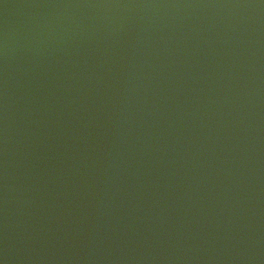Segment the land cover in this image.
I'll return each instance as SVG.
<instances>
[{"label": "water", "instance_id": "1", "mask_svg": "<svg viewBox=\"0 0 264 264\" xmlns=\"http://www.w3.org/2000/svg\"><path fill=\"white\" fill-rule=\"evenodd\" d=\"M0 264H264V0H0Z\"/></svg>", "mask_w": 264, "mask_h": 264}]
</instances>
